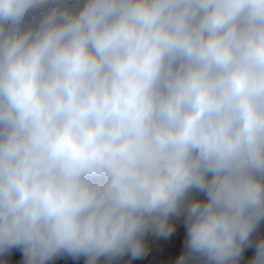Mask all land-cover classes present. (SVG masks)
Listing matches in <instances>:
<instances>
[{"label": "clouds", "instance_id": "obj_1", "mask_svg": "<svg viewBox=\"0 0 264 264\" xmlns=\"http://www.w3.org/2000/svg\"><path fill=\"white\" fill-rule=\"evenodd\" d=\"M180 218L176 264H264V0H0V256L113 264Z\"/></svg>", "mask_w": 264, "mask_h": 264}, {"label": "rangeland", "instance_id": "obj_2", "mask_svg": "<svg viewBox=\"0 0 264 264\" xmlns=\"http://www.w3.org/2000/svg\"><path fill=\"white\" fill-rule=\"evenodd\" d=\"M175 230L171 234V236L167 238H172L176 241V244L171 245L170 249H163L158 247L155 244L154 239H152L151 235L149 234L146 238V243L148 246V251L145 255L131 259L129 256H125L113 262V264H176V260L179 257L180 253L183 251L184 248V240L186 234V228L183 222V219H175ZM257 236H264V222L261 223L259 229L256 233ZM255 252V248L250 247L246 249L240 264H247ZM13 253L11 251L10 254L7 256H0V264H23V257L22 255L15 258L14 260L8 259ZM49 264H86L85 258H73L69 255H61L54 260L50 261ZM103 264V261H102Z\"/></svg>", "mask_w": 264, "mask_h": 264}, {"label": "trees", "instance_id": "obj_3", "mask_svg": "<svg viewBox=\"0 0 264 264\" xmlns=\"http://www.w3.org/2000/svg\"><path fill=\"white\" fill-rule=\"evenodd\" d=\"M151 237L152 239H154L155 244L158 245V247L166 249V250L170 249L171 245L176 244V241L173 240L172 238L157 237L154 234L151 235ZM12 253L13 254L9 256L8 259L14 260L15 258L22 255V251L20 249H13Z\"/></svg>", "mask_w": 264, "mask_h": 264}]
</instances>
